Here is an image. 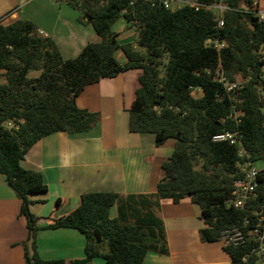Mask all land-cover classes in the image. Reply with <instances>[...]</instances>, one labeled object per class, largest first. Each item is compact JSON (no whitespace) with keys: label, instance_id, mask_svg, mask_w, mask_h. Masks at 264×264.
Instances as JSON below:
<instances>
[{"label":"trees","instance_id":"trees-1","mask_svg":"<svg viewBox=\"0 0 264 264\" xmlns=\"http://www.w3.org/2000/svg\"><path fill=\"white\" fill-rule=\"evenodd\" d=\"M81 13L99 42L65 60L52 38L44 37L27 20L0 21V174L21 201L27 220L23 243L25 264H67L43 260L38 254V217L31 211L33 194H45L42 174L23 168L28 150L54 133L81 135L100 121V115L81 109L77 98L86 87L138 70L135 99L129 109V131L152 134L157 147L176 142L162 163L163 178L150 194L121 195L90 192L67 219L51 228L79 231L86 239V259L71 264H143L148 252L168 254L167 237L158 216L160 202L190 199L201 213L205 243L220 241L223 233L239 230L246 238L259 218L264 219V169L259 170L256 196L244 208L228 206L242 166L264 165V24L245 12L256 0H189L205 6L221 3L224 27L217 28L214 10L188 5L166 9L157 0H59ZM174 1V0H169ZM125 19L134 28V42L120 44L114 24ZM227 47L207 44L219 38ZM121 50L125 61L119 62ZM224 70L231 82L244 84L226 94L215 71ZM31 72H39L30 77ZM199 91L201 96H194ZM224 95H226L224 97ZM14 123L7 129L4 123ZM238 133L245 152L213 137ZM264 167V166H263ZM117 206L118 216L110 217ZM257 213V214H255ZM250 240L224 245L231 264H259ZM106 251V252H105Z\"/></svg>","mask_w":264,"mask_h":264},{"label":"crops","instance_id":"crops-1","mask_svg":"<svg viewBox=\"0 0 264 264\" xmlns=\"http://www.w3.org/2000/svg\"><path fill=\"white\" fill-rule=\"evenodd\" d=\"M80 17L78 10L59 0H0V21L21 19L34 23L44 37L54 40L65 60L75 59L89 43L100 40L90 24L79 21ZM113 31L120 44L135 41L134 28L123 18L114 24ZM116 58L125 61L121 50ZM139 75L140 71L132 70L86 87L77 105L99 113V123L81 135H48L26 153L23 168L42 174L47 186L45 194L30 196L31 211L39 219L36 244L41 259L64 260L67 264L86 259L83 234L50 227L67 219L83 194H150L163 178L162 163L171 157L176 142L168 140L157 147L154 135L129 131L128 111ZM160 204L158 216L164 224L168 254L148 252L143 264H231L222 240H201L200 230L205 225L199 208L190 199L178 204L162 200ZM20 209L21 201L0 174V264H25L23 243L28 229ZM117 216V206H113L110 217ZM91 264H105V260L97 257Z\"/></svg>","mask_w":264,"mask_h":264},{"label":"built area","instance_id":"built-area-1","mask_svg":"<svg viewBox=\"0 0 264 264\" xmlns=\"http://www.w3.org/2000/svg\"><path fill=\"white\" fill-rule=\"evenodd\" d=\"M160 2L166 9H177L182 6L188 5L190 7H194L196 10H198L201 7H208L214 10V13L216 15V22H217V28L222 29L224 27V13L228 8L221 3L205 6L196 2H192L189 0H157ZM172 3L176 4V7H172ZM247 13L254 14L258 21L262 24H264V0H256L251 8L246 10ZM207 44L213 45L214 48L217 50H222L227 47V44L225 41H222L219 38H216L214 40L209 39L207 41ZM263 60V73H264V56L262 57ZM215 79L219 83H221L226 91V94L234 92L237 89H240L244 86L243 83L239 82H231L224 74V70L222 68H218L215 71ZM261 99L264 102V90L261 91ZM7 129H16L17 126L14 123H4L3 125ZM213 141L215 142H228L230 145L238 146L239 147V154L241 156L245 155V152L243 150L242 144L240 142V138L238 136V133H231L226 132L222 134H218L213 137ZM241 171L243 172V177L235 182V189L231 194V198L227 201L228 206H233L236 208H244L247 202L250 199H253L256 196V187H257V179L259 176V170L256 168L255 165L248 162L245 165L242 166ZM257 214V213H255ZM221 240L224 242L225 245H233V246H241L245 245L246 242H249L250 240L254 244V248L252 250V253H256L260 257L259 264H264V219L259 218L257 224L255 225V228L250 231L249 237L246 238L244 234L235 229V230H229L223 233V236Z\"/></svg>","mask_w":264,"mask_h":264},{"label":"rangeland","instance_id":"rangeland-1","mask_svg":"<svg viewBox=\"0 0 264 264\" xmlns=\"http://www.w3.org/2000/svg\"><path fill=\"white\" fill-rule=\"evenodd\" d=\"M172 7L173 8H175L176 7V4L175 3H172ZM120 40H123L122 38H120ZM127 40H132L131 38L129 39H127ZM121 55V54H120ZM121 57H123V56H121ZM37 75H39V72H31L30 74H29V76L30 77H36ZM132 78H133V76H132ZM237 82H239V83H243L242 81H241V79L240 78H238V80H237ZM244 84V83H243ZM131 87H132V84H130V90H131ZM129 87L127 86V89H128ZM133 90V89H132ZM132 92V91H131ZM194 96H196V97H199V96H201V93L199 92V91H195L194 92ZM263 113H264V109H263ZM172 141H174V140H172ZM264 165H257L256 166V168H258L259 170H263L264 169V167H263ZM225 245V244H224Z\"/></svg>","mask_w":264,"mask_h":264},{"label":"water","instance_id":"water-1","mask_svg":"<svg viewBox=\"0 0 264 264\" xmlns=\"http://www.w3.org/2000/svg\"><path fill=\"white\" fill-rule=\"evenodd\" d=\"M226 95H224V97H225Z\"/></svg>","mask_w":264,"mask_h":264}]
</instances>
